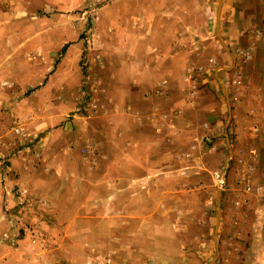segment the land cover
Segmentation results:
<instances>
[{
  "label": "crops",
  "instance_id": "crops-1",
  "mask_svg": "<svg viewBox=\"0 0 264 264\" xmlns=\"http://www.w3.org/2000/svg\"><path fill=\"white\" fill-rule=\"evenodd\" d=\"M127 8L131 38L143 39L141 48L154 58H115L116 68H130L129 141L143 149L130 150L133 165L114 171L113 217L128 222L130 232L122 254L128 262L115 264H264V0H129ZM58 59L0 58V80L14 86L0 94V156L10 163L0 170V264H40L38 248L32 262L23 261L17 249L23 241L8 243L23 219L4 207L17 204V187L31 192L38 173L21 166L17 141L53 127L20 121L17 129L16 116L51 111L61 120L75 104L78 83L67 81L74 76L66 66L79 58H63L56 69ZM237 70L243 88L234 104L230 81ZM41 75L49 76L47 87L25 96ZM169 108L180 115L170 126ZM140 153L143 165L136 166ZM249 166L254 181L247 194ZM224 173L228 186L220 190L216 175ZM125 193L131 201L121 204Z\"/></svg>",
  "mask_w": 264,
  "mask_h": 264
},
{
  "label": "rangeland",
  "instance_id": "rangeland-1",
  "mask_svg": "<svg viewBox=\"0 0 264 264\" xmlns=\"http://www.w3.org/2000/svg\"><path fill=\"white\" fill-rule=\"evenodd\" d=\"M128 2L0 0V58H59L53 64L56 69L63 58H79L76 65L66 66L74 76L67 81L78 83V95L75 104L69 103L71 110L65 118L59 120L51 111H23L16 116L18 123L12 124L20 129V121L53 126L33 140L24 137L14 147L22 156L21 166L38 172L32 191H21L17 187L13 192L17 204L4 207L5 213L23 219L18 223L17 237L13 235L8 240V243L23 241L22 247L17 244L18 253L24 254L20 255L23 261L32 262L38 248L40 264L128 262L122 254L129 247V223H121L113 217L117 215L113 196L119 194L114 171L118 166L133 165L134 161L128 159L130 150L143 149L142 145L129 141L133 134L130 68L127 65L116 68L115 58L146 55L141 48L143 39L131 38L126 21V18L129 20ZM141 33H145V37L150 35ZM137 46L138 50H134ZM185 49L191 51V48ZM216 51L220 52L221 48ZM41 64L46 66V60ZM53 65L49 68L51 71ZM40 81L24 95L47 87L49 76L42 79L41 75ZM12 83L4 84L0 80V94L7 95L14 87ZM55 83L58 87L60 80ZM192 85L185 86V90L191 92L196 86ZM61 86H64L63 81ZM14 90L16 88L12 92ZM139 99L143 101L142 95ZM188 101L191 98L188 97ZM179 116L169 108V126L174 125ZM12 132L19 133L13 127ZM3 140L0 137V145ZM13 143L15 141L9 144ZM139 155L136 166L143 165V155ZM119 156H125L120 164ZM9 165L8 159L0 156V170L4 171ZM221 167L220 163L217 169L220 171ZM184 193L193 195L189 191ZM119 196L120 201L123 200L119 201L121 204L130 203V193Z\"/></svg>",
  "mask_w": 264,
  "mask_h": 264
},
{
  "label": "built area",
  "instance_id": "built-area-1",
  "mask_svg": "<svg viewBox=\"0 0 264 264\" xmlns=\"http://www.w3.org/2000/svg\"><path fill=\"white\" fill-rule=\"evenodd\" d=\"M247 58H250V57L247 56ZM230 88L232 91V103L235 104L239 101L240 93L243 88V80H242L241 71L237 70L234 73V77L232 79ZM253 172H254V169L251 166H249L243 177L244 189L247 194L253 191V181H254ZM216 178L218 179L220 190H224L228 186L227 175L225 173L217 174Z\"/></svg>",
  "mask_w": 264,
  "mask_h": 264
}]
</instances>
